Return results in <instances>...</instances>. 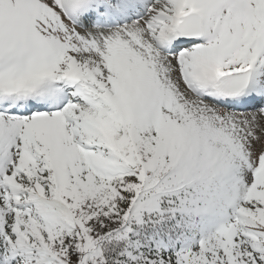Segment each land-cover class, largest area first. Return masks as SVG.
<instances>
[{"label":"snow or ice","instance_id":"obj_1","mask_svg":"<svg viewBox=\"0 0 264 264\" xmlns=\"http://www.w3.org/2000/svg\"><path fill=\"white\" fill-rule=\"evenodd\" d=\"M0 264H264V0H0Z\"/></svg>","mask_w":264,"mask_h":264}]
</instances>
